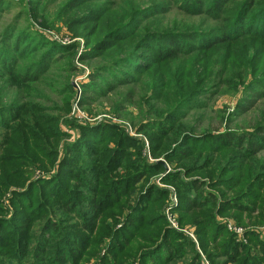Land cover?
<instances>
[{"label": "trees", "instance_id": "16d2710c", "mask_svg": "<svg viewBox=\"0 0 264 264\" xmlns=\"http://www.w3.org/2000/svg\"><path fill=\"white\" fill-rule=\"evenodd\" d=\"M47 1L46 6L36 3L38 8L30 7L33 18L27 23L33 19L48 27L51 3L56 20H64L76 36L82 32L86 52L81 58L93 61L89 81L83 86L84 101L116 91L120 96V91L128 87L122 100L137 104L146 111L145 116L151 117L141 129H159L155 140L159 152L169 146L163 153L172 160L192 144L199 147L196 156L188 155V159L194 156L193 167L183 171L187 176H206L208 182L201 184L193 178L185 183L177 170L170 174L169 181L180 182L176 187L180 201L184 198L181 193L187 197L186 210L181 213L197 225L195 231L206 257L212 264H264V239L259 234L248 229L247 239L237 238L217 220L218 215H235L239 220L250 218L251 223L255 220L264 225V108H256L264 100V0H149L146 5L132 3L135 8L122 11L112 8L109 0L101 4L96 0ZM4 5L10 9L11 2L0 1V6ZM171 8L176 16H204L210 24L171 29L170 21L162 18ZM3 11L0 9V81L8 75L7 80L15 81L11 84L27 89L28 83L42 81L52 66L58 67L68 52L75 54V48L80 47L78 40L62 45L33 32L31 24L26 26L28 29L21 26L23 12L5 19ZM242 43L248 50H239ZM243 62L245 68L229 82L223 76L226 72L222 75L221 70H214ZM143 80L144 87L138 85ZM231 85L243 89L235 115L252 113V124L248 129H208L196 134L194 127L200 120L194 117V122H189V112L205 105L199 106L201 97L213 100ZM147 86L156 100L145 95ZM4 103H0V128L5 129L0 134V169L4 173V181L0 180V212L3 193L8 189L5 183L23 177L18 175L17 167L12 168L19 159L17 155L22 157L23 149H32L35 154H46L53 163L58 139V133L52 132L54 141L41 147L47 140V127L58 121L54 116L46 113L44 118L37 117L30 111L29 102H22L21 107ZM115 104L118 111L126 107L117 99ZM102 126L81 127L79 139L66 144V158L60 162L59 173L15 193L18 198L14 206L21 205L15 214L23 218L16 215V219L30 223L11 232L6 219L0 216V264H84L91 257L97 259L94 264H201L194 242L168 227L162 218L166 189L150 186L131 201L129 190L135 188V183L146 171L154 175L162 172L163 165H148L145 161L133 168L126 165L128 149L137 141L116 134V144L111 147L104 141L108 132ZM81 154H89L86 161L91 159L85 167L77 164ZM120 170L123 173L116 176ZM24 172L31 177L32 169ZM71 179L77 182L75 189L66 184ZM202 185L215 190L205 194L207 188L204 190ZM196 192H202V196L194 195ZM70 213L81 218L75 223V233L55 218L57 214L71 217ZM34 220L44 221L42 235L59 237L46 251L39 252L40 245L32 246V240L42 237L32 231ZM89 246L96 250L89 251Z\"/></svg>", "mask_w": 264, "mask_h": 264}, {"label": "rangeland", "instance_id": "374dc122", "mask_svg": "<svg viewBox=\"0 0 264 264\" xmlns=\"http://www.w3.org/2000/svg\"><path fill=\"white\" fill-rule=\"evenodd\" d=\"M6 1L11 2L10 9H7L6 5L2 7L0 6V9L4 10L2 14L5 19L16 16L18 13L23 12L21 26L28 29V27L26 26L29 25L30 27L31 24V29L33 30V32H36L39 35L45 34L51 39L60 42V44L62 45H66L69 43L71 44L76 40L80 42V47L75 48V54H72L74 51L68 52V54H66V56L59 61L58 67L52 66L51 72H49L42 81L40 80L38 83L34 84L28 83V85H26L29 86L27 89H22L19 85L11 84V82L15 81L9 79L7 80L8 75H5L3 78L1 77L2 80L0 81V103L6 102L15 107H21L22 105L20 104L22 102H29L28 107L31 108L30 111L32 112V114L36 115L37 117L40 116V118H44L45 114L47 113L48 116H54V120H58L56 121V123H51V119L48 120V123L51 124H49L50 126L47 127V133H45V139L47 140L43 141L41 144V147L50 145L54 141V135H51L52 132L58 133L57 143L54 145L56 146L57 150L53 155L56 160H54L53 163L48 160L49 157L46 156V154H42V152H40L39 154H35L34 152H32V149H23L24 156L22 157L20 155H17L19 159L17 160V163L13 164L12 168L14 169V166L17 167L19 169L18 175H21L23 177H21L18 181L11 179L9 182L5 183V188L8 189L3 193V212H0V216H2V218H5L8 223V229L11 232H14L16 230L23 229L24 224L30 223L25 222L24 220L20 221L23 218L15 214L17 208L21 207V205L14 206L15 200H17L15 198H18L15 193L17 191L27 190L32 183H36L39 179H50L57 175L60 171V162L64 158H66V155L64 154L66 144L76 142L79 139L82 130L81 127L84 126L92 129L103 125L102 128L104 129V132H108V138L104 141H108V145L111 147L115 146L116 143L114 140H116L117 135L121 134L125 137H128L129 139L137 141V143L134 144L135 146H131L128 149L129 154L125 159L126 165H129L133 168L134 165H140L139 162L142 161H145L148 165L152 163H161L163 165L162 172L154 175L151 173V171H146V175L135 183V188L133 190H129V192H131V201L134 202L137 197L145 194L150 186H156L166 189L168 191V194L163 204L165 206L162 209L161 213H164L165 215H162V218H164L167 226L169 225L168 227H171L178 233L183 234L184 237H187L194 242L195 247L201 254V264H212L201 250L199 244V236L195 231L197 225L195 226V223L192 222V219L190 217L186 218L185 214L181 213L183 210H186L187 197H185L184 193H181L184 198L180 201L178 190L176 188L180 182L172 183L171 181H169L171 180V178L169 177L170 174L178 171L180 172L181 178L185 183L192 181L193 178L201 180V184L205 183L206 181L208 182V178L206 176L193 173L191 175L188 174V177L183 171V169H189L190 167H193L191 165V162L193 161L194 156L197 155L199 147L196 144H192L187 147L186 152H178L179 157L172 160H169L166 157L167 153H163L166 152L165 150H168L169 146L159 152V143L155 141L156 137H159V129L156 127L141 129L142 124L146 123V121H148V118L151 117L145 116L144 114L146 111L141 110V107L137 106V104L128 101L126 103L122 100V96L124 95L123 93L128 90V87H124V91H120L123 92L120 96L116 91L114 93H109L107 97H101L100 95L94 97V99H91L90 101H84L83 86L89 81L88 79L91 70L90 68L91 64H93V61L84 62L81 58V55L86 52L85 38L81 36L82 32H78L77 34L79 35L76 36L74 32L67 26L64 20H56L53 14L55 6L53 5L52 9L51 3V6H49V10H52V15L51 18H49L50 21L47 23L49 25L48 27L39 25L38 22L34 21L33 19H31L30 22L27 23L30 18H33L30 7L32 9H35L39 6H46L48 4L47 0ZM96 1L101 4L102 2L107 0ZM109 1H111L112 8L116 7L119 8L120 11H122L123 8H126L124 10H129L131 9L129 8L130 6L134 7L135 5H133L132 3H141L146 5L148 4L149 0ZM36 3H38V7H35L36 5L34 4ZM26 11L28 13H26ZM162 18L165 22L170 21L171 29L178 30H182L180 28L183 27H204L207 24H210L208 19H206L204 16H189L185 14L176 16V10L172 8L167 14L162 15ZM181 23L185 24L181 27H177V25ZM216 24L219 25L220 23L216 22ZM239 50L244 52L248 49L246 48L245 44L242 43V45L239 47ZM99 62L103 63L104 61ZM244 62L242 64H233V66L229 67L226 66L224 70L218 69V67H216V69L214 70L216 72L221 70L220 74L222 75L224 72H226V75L223 76L228 77L227 82H229L240 72V70L245 68ZM72 64H74V67L76 68L75 71L74 69L72 70ZM116 73L122 75L118 71ZM109 77V80H114L112 75H109ZM145 83L146 81L143 80L138 85L142 84L144 87ZM242 90L243 89L241 87L227 86L225 87L223 93L215 97L213 100L207 101L201 97V104L199 106H201L202 104L205 105L197 110H192L188 115L189 122H194V117H197L200 120L198 122L199 124H196V127H194L195 133L202 134L208 129L218 132L223 131L225 128H229L232 130L243 128L248 129V126L252 124L253 114L241 113L239 114L240 116L235 115L237 108L236 104L243 96ZM144 93L147 97L150 96L151 100L157 99H152V89L150 86L144 88ZM116 99L117 102H121L126 106L125 109H123L122 111H118L117 105L115 104ZM139 103L142 104L143 102ZM261 107L264 108V100L256 105V108ZM231 116L237 118L227 119V117ZM72 122H74L75 125H70V123ZM3 128L4 127L0 128V134L5 132V129ZM185 129L186 125L184 127V130ZM61 133L68 135H60ZM113 135H116L115 139L113 138ZM182 136L177 141V143L181 142ZM189 154L194 155L192 159H188ZM88 155L89 154H81L82 159L79 160L81 157H78L77 164H80L83 167L87 166L91 160L90 159L89 161H86L88 160V158H90ZM261 155L264 157V153H262ZM25 169H32L31 177L29 173L24 172ZM140 170L141 168L139 169V171ZM131 171L134 172L136 171V169ZM120 173H123V170L115 172L116 176ZM3 175L4 173L2 172V169H0V180L4 181ZM66 184H68L69 187L75 186V189L77 182L71 179L70 181H67ZM2 188L3 186L0 184V189ZM202 188H204V190L207 188V192H203L205 194L209 193V190H215L211 188L210 185H202ZM190 194L191 193L189 192V195ZM199 194H201L202 196V192H196L194 195ZM221 198H223V195L220 196V200ZM16 215L21 219H16ZM70 215L71 217L69 215H66V217L63 218L64 216H60V214H57L55 215V218L61 223L65 224L67 228H70V231L75 233L78 231L77 228H74L75 223L78 220L80 221L81 218H79V216H77L75 213H70ZM181 216L185 217L186 219L183 221L181 219ZM249 219L250 218L242 217V220H239L235 215L217 216V220L220 222H224L227 226V229L232 234H235L237 238L247 239L246 232L248 229H251L259 234L262 239H264V225H261L262 223H256L255 220H252L253 223H251ZM32 222V231L35 232L36 236H42L38 240H32L33 248H35L37 245H40L39 252H42L48 250L50 246H52V244H54L55 242H58V236L51 238L48 235H42L41 228L44 225L43 220H34ZM48 237L50 239H48ZM46 244L49 245L46 246ZM87 249L89 251L96 250L92 249L90 246ZM52 254L54 255V251H52ZM31 257L32 255L29 256V258ZM96 261L97 259L95 257H91L89 260L85 261L84 264H94Z\"/></svg>", "mask_w": 264, "mask_h": 264}]
</instances>
